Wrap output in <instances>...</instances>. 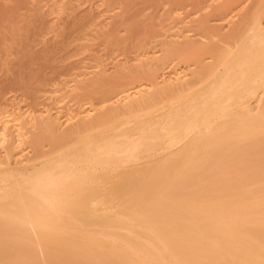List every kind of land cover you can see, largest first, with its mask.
Wrapping results in <instances>:
<instances>
[{
    "label": "bare ground",
    "instance_id": "6f19581e",
    "mask_svg": "<svg viewBox=\"0 0 264 264\" xmlns=\"http://www.w3.org/2000/svg\"><path fill=\"white\" fill-rule=\"evenodd\" d=\"M235 12L146 74L97 78L100 107L69 130L42 117L30 142L2 123L0 264H264V0L214 16ZM176 60L189 74L162 83Z\"/></svg>",
    "mask_w": 264,
    "mask_h": 264
},
{
    "label": "rangeland",
    "instance_id": "374dc122",
    "mask_svg": "<svg viewBox=\"0 0 264 264\" xmlns=\"http://www.w3.org/2000/svg\"><path fill=\"white\" fill-rule=\"evenodd\" d=\"M173 1L0 0V128L7 120L20 119L16 124L25 125L21 132L28 134H22V140L30 142L44 123L42 117L69 130L83 109L100 107L97 90L113 83L108 79L129 72L146 74V64L164 56L167 42L201 41L198 22L205 16L224 33L239 18V12L232 14V21L214 16L228 0H186L178 6ZM165 64L159 71L162 83L176 71L189 74L190 65L181 60ZM101 77L107 82L102 87L101 80L97 87ZM145 86L140 90L149 88ZM29 144L18 149L23 150L19 159L33 155ZM0 149L2 159L5 152Z\"/></svg>",
    "mask_w": 264,
    "mask_h": 264
}]
</instances>
